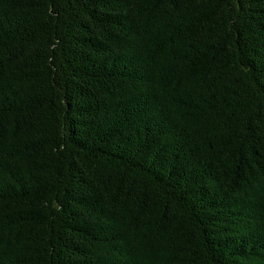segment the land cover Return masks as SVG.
I'll return each mask as SVG.
<instances>
[{"label": "trees", "instance_id": "16d2710c", "mask_svg": "<svg viewBox=\"0 0 264 264\" xmlns=\"http://www.w3.org/2000/svg\"><path fill=\"white\" fill-rule=\"evenodd\" d=\"M0 264H264V0H0Z\"/></svg>", "mask_w": 264, "mask_h": 264}]
</instances>
